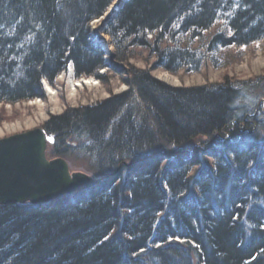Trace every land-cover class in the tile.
I'll list each match as a JSON object with an SVG mask.
<instances>
[{
	"label": "trees",
	"instance_id": "16d2710c",
	"mask_svg": "<svg viewBox=\"0 0 264 264\" xmlns=\"http://www.w3.org/2000/svg\"><path fill=\"white\" fill-rule=\"evenodd\" d=\"M113 1L0 0V104L43 100L42 82L68 68L102 80L90 24ZM100 31L122 56L149 49L154 69L197 73L207 55L264 39V0H123ZM127 83L139 118L123 94L44 124L58 157L75 138L100 178L116 172L46 205L0 206V264H264V140L229 131L258 125L236 116L234 85L173 88L135 70Z\"/></svg>",
	"mask_w": 264,
	"mask_h": 264
},
{
	"label": "rangeland",
	"instance_id": "374dc122",
	"mask_svg": "<svg viewBox=\"0 0 264 264\" xmlns=\"http://www.w3.org/2000/svg\"><path fill=\"white\" fill-rule=\"evenodd\" d=\"M111 7L113 11L108 8L101 22L90 24L91 33L102 47L104 55L103 60L106 66L104 70L98 72L103 79H94L91 81L92 85L72 91L71 69L68 68L64 74H60L55 79L54 85L51 87L54 91L53 103L45 96L43 100H37V102L31 100L11 105L0 104V128H8L0 136V139L43 128L49 118L60 116L67 110L94 107L100 102L123 94H127V97L122 110H127L126 113L129 112L135 118L143 116L145 107L127 83L131 72L135 70L148 72L153 79L173 88L234 85L238 91L233 105L236 116L244 115V121L247 123L256 121L258 125L250 128L235 121L229 131L240 133L245 139L257 134L264 140V39L249 47H230L220 50L213 56L207 55L197 73H190L184 69L176 74H170L162 69H154L157 60L149 49L136 47L130 49L129 53L124 56L116 52L109 37L101 34L100 31L103 22L109 19L112 12L115 11V4ZM210 34L211 32L203 34V40ZM147 40L150 41V37ZM186 42V45L194 50L198 48L200 40ZM71 94L72 96H70ZM34 102L37 105H31ZM49 139L51 145L46 149V158L52 160L58 157L52 150L56 145V140L53 136H49ZM67 141L70 144L69 147L75 145V151L59 157L66 161L70 171L83 173L92 178L102 177L97 174L94 159L79 151L78 146L82 141L75 138ZM224 141H229V136L224 137ZM201 142L205 141L193 140V142L183 145L181 150L187 151L202 147ZM159 149L169 152L181 151L176 146H162ZM115 172V170H110L106 175L109 176Z\"/></svg>",
	"mask_w": 264,
	"mask_h": 264
},
{
	"label": "water",
	"instance_id": "95a60500",
	"mask_svg": "<svg viewBox=\"0 0 264 264\" xmlns=\"http://www.w3.org/2000/svg\"><path fill=\"white\" fill-rule=\"evenodd\" d=\"M122 1L116 0V4ZM50 145L43 128L0 139V206L46 205L59 197L92 189L110 177L92 178L70 172L63 159L46 158Z\"/></svg>",
	"mask_w": 264,
	"mask_h": 264
},
{
	"label": "bare ground",
	"instance_id": "6f19581e",
	"mask_svg": "<svg viewBox=\"0 0 264 264\" xmlns=\"http://www.w3.org/2000/svg\"><path fill=\"white\" fill-rule=\"evenodd\" d=\"M116 2V0H114L113 2H112V4L110 5V11L112 10V5H114L115 4V8H116V6H118L119 7V4L121 3V2H119V3H115ZM114 8V9H115ZM104 19V17L102 16L101 18H99L98 20H95V21H93L92 23H98V22H101L102 20ZM91 23V24H92ZM70 74H71V77H72V71L70 72ZM92 80H94V78H92V77H90V78H80V79H78V80H76V79H74L73 77L71 78V82H72V84H71V89H72V91H74V90H76V88H82L83 86H87V85H92V83H91V81ZM43 83V85L45 86H43V89L45 88V96H46V99H48L51 103H53V95H54V91H53V89L50 87V86H48L45 82H42ZM71 91V92H72ZM70 92V93H71ZM70 96H72V94L70 95ZM36 102H37V100H35ZM36 102H34V103H32L31 105H37V103ZM38 107H40V106H38ZM40 116H42V115H40ZM8 130V128H0V136L5 132V131H7ZM62 159V158H61ZM65 161V160H64ZM66 162V161H65ZM69 171H70V169H69ZM71 172V171H70ZM89 190V189H88ZM17 205V204H16ZM175 242H178V243H180L181 241H179V240H177V239H175L174 240Z\"/></svg>",
	"mask_w": 264,
	"mask_h": 264
},
{
	"label": "flooded vegetation",
	"instance_id": "af4514ba",
	"mask_svg": "<svg viewBox=\"0 0 264 264\" xmlns=\"http://www.w3.org/2000/svg\"><path fill=\"white\" fill-rule=\"evenodd\" d=\"M55 158H60V157H55Z\"/></svg>",
	"mask_w": 264,
	"mask_h": 264
}]
</instances>
